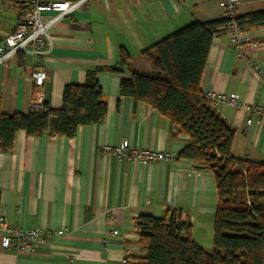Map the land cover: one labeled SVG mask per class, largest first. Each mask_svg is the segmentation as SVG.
Masks as SVG:
<instances>
[{"label": "crops", "instance_id": "1", "mask_svg": "<svg viewBox=\"0 0 264 264\" xmlns=\"http://www.w3.org/2000/svg\"><path fill=\"white\" fill-rule=\"evenodd\" d=\"M56 1L65 0L31 4ZM220 2L89 0L53 28L42 59L19 53L0 66V114L29 113L35 93L58 110L65 85L84 84L86 74L97 68L108 106L102 124L81 127L73 139L29 137L21 131L12 154L0 150V218L13 229L46 232L37 247L22 253L3 250L8 232L0 226V264H143L139 220L160 218L167 211L180 213L194 241L213 250L219 197L209 171L183 159L142 164L107 151L128 141L133 149L178 155L190 143L151 106L121 96V75L109 69H121L125 51L132 71L152 76L156 71L144 52L193 22L223 19ZM260 10L264 0H249L238 15ZM19 19L14 1L0 0V43ZM250 33L258 45L247 46L243 56L236 54L227 32L213 39L200 89L237 97V106L219 104L216 109L235 130L232 154L262 163L264 122L248 126L246 121L256 115L243 107H264V29ZM38 64L46 80L34 88L31 75ZM59 230L64 234L56 235Z\"/></svg>", "mask_w": 264, "mask_h": 264}, {"label": "trees", "instance_id": "2", "mask_svg": "<svg viewBox=\"0 0 264 264\" xmlns=\"http://www.w3.org/2000/svg\"><path fill=\"white\" fill-rule=\"evenodd\" d=\"M12 1L21 18L33 0ZM235 21L244 30L264 29V10L238 15ZM229 22L226 18L193 22L147 49L144 54L156 71L152 76L132 71L125 51L120 54L121 69H109L121 75V96L151 106L189 137L177 159L209 171L219 197L210 252L194 241L191 225L180 213L141 217L137 227L146 253L143 264H264V162L233 156L235 130L200 89L213 39L227 32ZM100 71H89L82 85L66 84L58 110L43 104L26 114H0L1 152H14L21 131L29 137L73 139L81 127L102 124L108 106L98 80Z\"/></svg>", "mask_w": 264, "mask_h": 264}, {"label": "built area", "instance_id": "3", "mask_svg": "<svg viewBox=\"0 0 264 264\" xmlns=\"http://www.w3.org/2000/svg\"><path fill=\"white\" fill-rule=\"evenodd\" d=\"M88 1L35 2L19 19L16 29L9 33L0 43V66L10 61L19 53L30 54L34 59H42L48 52L49 43L51 44V31L53 28L64 18L82 9ZM246 1L249 0H221L219 4L224 18L230 21L227 26V38L238 56L244 55L247 46L256 47L258 45L252 37L250 30L242 29L235 21L241 4ZM31 78L33 87L41 88L46 80V72L38 64ZM204 96L209 105L214 109H217L219 104L238 105L236 96H226L213 91L206 92ZM42 106L41 95L35 93L31 109L39 110ZM243 109L256 115L255 118H249L246 121L248 126L260 125L264 122V107L244 106ZM107 151L119 159L129 157L142 164L163 161L174 162L178 158V155L174 152L163 153L151 148L133 149L130 147L128 141H123L114 148H107ZM0 226L8 232L2 238L1 246L3 250L15 249L22 253H29L38 246L40 239L46 234L43 229L27 231L13 229L9 226L5 217L0 218ZM55 234L61 236L64 232L63 230H59ZM48 237H51V233H49Z\"/></svg>", "mask_w": 264, "mask_h": 264}]
</instances>
